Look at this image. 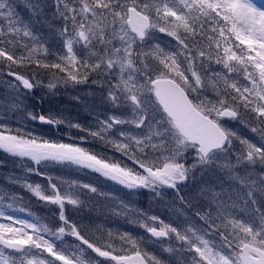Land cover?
<instances>
[{"label": "snow or ice", "instance_id": "snow-or-ice-1", "mask_svg": "<svg viewBox=\"0 0 264 264\" xmlns=\"http://www.w3.org/2000/svg\"><path fill=\"white\" fill-rule=\"evenodd\" d=\"M27 7L51 10L61 44L49 48L13 0H0V88L11 96L0 103V151L29 161L25 175L44 177L46 186L11 182L55 207L49 223L21 218L22 197L0 190V264H264V8L254 0H28ZM157 33L172 39L161 46ZM89 84L112 110L92 126L24 103ZM20 112L12 127L9 114ZM33 122L75 129L81 142L97 141L122 159L75 137L45 139L28 127ZM49 165L99 174L126 195L147 190L160 202L169 195L191 216L177 223L120 200L114 214L135 216L144 236H114L66 214V205L79 213L105 194L49 175ZM198 173L211 182H198L197 191L189 183Z\"/></svg>", "mask_w": 264, "mask_h": 264}, {"label": "rangeland", "instance_id": "rangeland-1", "mask_svg": "<svg viewBox=\"0 0 264 264\" xmlns=\"http://www.w3.org/2000/svg\"><path fill=\"white\" fill-rule=\"evenodd\" d=\"M28 0H13V4L15 5L16 11L18 12L19 16L25 21V23H29L32 27V30L36 33L37 36H39L43 41L44 38L40 35V33L37 31V28L34 25V18L33 15L30 13L33 12L29 7H27ZM255 3V2H254ZM257 4V3H256ZM258 7L264 8L263 6L257 4ZM22 12H27V14L23 15ZM30 21V22H28ZM157 36L159 39L157 41H164L165 38H167L166 34L164 33H157ZM46 43V42H45ZM69 89H73V87L68 88H61L58 92H56L55 97L51 95V98L55 99V104L53 111L52 110H46L48 113H53V115L59 114L60 116L72 120L73 122H79L80 119L84 120L88 124V126H92L95 124L97 118H103L105 115L111 114V109L109 105L105 104L104 101H102L100 98H102V94L100 90L97 87H93L92 90L86 87H79V90L81 92L74 93L71 92ZM37 95L42 99V96L45 98H48L47 94H41L37 93ZM11 100L10 93L0 88V103H7ZM27 104L28 110L30 111H36L35 105L33 102V99L30 98L29 100L24 102ZM44 105V109H45ZM67 108L66 111H64L61 108ZM107 107L108 109H106ZM69 112L71 114H69ZM23 116V113H15L9 114V121L11 123L12 127H16L18 123L21 121V117ZM39 126H42L39 122H33L32 124L28 125L31 130L36 134H42L43 131ZM58 127V126H57ZM66 127V126H65ZM68 129V128H67ZM49 132L43 137L45 139L50 140H61L59 136L55 134L54 137L49 138ZM68 134H76L75 129H69ZM1 152V151H0ZM0 156H5L4 158L16 160V164L20 167L17 171L14 170L13 173H4L0 175V190H11L12 192L16 193L20 197H22V201L20 202V207H25L26 204H28V201H34L38 203V206L35 207L34 210H31V212H36L38 214L44 215L45 219L43 218L42 221L45 223H49L51 216H52V210L55 206L51 207V205H45L44 202L40 201L39 198L35 197L32 193L27 191L26 189H22L21 187H18L14 185L11 182L12 177H18L21 178V180H27L28 183H39L43 186H46V180L44 177L38 176L35 173L25 175V169L30 166V162L27 160H20V159H14L9 157L7 154L3 153L0 154ZM45 171L48 172L49 175H52L56 178L60 179H76L83 181L84 183H92L94 186H96L102 193L105 194V196L96 197L94 199H90L88 202V206L84 208L83 211L76 213L74 212V208L71 205H66V214H72L73 216L78 215L79 217H87L83 222L88 223L89 221L92 222L93 227H99L101 231L105 230H111L113 232V235L115 236L117 233H123L126 230L129 229V231L134 230V236L136 237H143L144 231L143 229L139 228L136 224V217L132 215H116L114 214L115 211V204L119 203L120 200H123L126 204H131L132 207H134L137 211L138 205L140 204L138 201V197L136 194L140 193H134L132 195H126L125 191H120V186L116 185L115 183L111 181H105V179L99 174H92L87 170H78L75 168H63L58 165H49ZM243 174V173H241ZM96 175V176H95ZM202 180V176L198 173L196 175V178L194 181H190L189 187H192L193 185H196L199 181ZM207 181H209V178H207ZM211 181H209L210 183ZM225 188L228 191H231L230 188H228V183H225ZM147 191V190H142ZM217 191L219 189L217 188ZM146 193H149L148 191ZM151 194V193H150ZM167 208L169 209V213H164L161 210H157L155 206H151V210H147V212H150L151 214H160L161 216H167L169 220L175 221L177 223H183L184 220V214L188 216L185 210L178 208V206H175L170 202V204L167 201L162 202ZM25 205V206H24ZM91 212L92 216H88L87 213ZM27 212L23 213H17L21 218L30 219L31 217L26 214ZM43 217V216H42ZM51 225V224H50ZM137 234V235H135ZM67 237L64 238V240L67 243L68 242ZM147 248L150 251H156L159 248V245H154L151 240L147 242ZM159 254V253H158Z\"/></svg>", "mask_w": 264, "mask_h": 264}, {"label": "trees", "instance_id": "trees-1", "mask_svg": "<svg viewBox=\"0 0 264 264\" xmlns=\"http://www.w3.org/2000/svg\"><path fill=\"white\" fill-rule=\"evenodd\" d=\"M42 2L44 4H50L51 0H42ZM254 2L264 7V0H254ZM22 13H23V15L27 14V12H22ZM30 14L33 15L34 25L37 28V31L40 33V35L44 38L46 45L49 48H51L52 50H56L57 48H59L60 44H61V40H60V37L58 35V29L60 28V24L58 21H55L53 19L51 10L46 8L45 11L40 13V14H35L34 12H31ZM28 22H30V21H28ZM171 39H172L171 37H167V38H165L164 41L160 40L157 42H161V46H164V43L171 40ZM79 87H86V88H89L90 90H92L94 86L89 84V85H81ZM79 87H73V89H69V90L71 92L78 93V92H81L79 90ZM53 96L55 97V95H53ZM48 97H49V99L42 96V99H41L37 94L32 97L34 105H35V110L37 112H43L45 114H48V112L46 110H52L53 111V108L55 107L54 106L55 99L51 98L52 97L51 95H48ZM100 99L102 101H104L103 98H100ZM44 105H46L45 109H44ZM105 108L108 109L107 107H105ZM61 109H63L64 111L67 110V108H65V107H63ZM69 114H71V113L69 112ZM79 123H81L85 127H87L86 125L88 124L87 122H85L82 119L79 120ZM39 128H41V130L43 131V135H45L49 132V134H48L49 138L54 137L56 134L57 136H59V138H61L62 142L71 143V142H73V138L75 137L77 143H83V146L90 148L89 142L91 140L88 142H81L76 134H68L69 129H67V127H65V126H59V127L55 128V126L49 125V126H39ZM234 130H236L238 132V134H244L246 132L244 125H239V127L234 129ZM0 154H3V152L1 151ZM4 157L5 156H0V161L3 162V166H0V175L4 174L5 172L6 173H13L14 170L17 171L20 168L15 163L16 160L7 159ZM207 178H208L207 176H203L201 181H207ZM201 181H199V182H201ZM196 185H198V187H197V191H198L200 185L198 183ZM146 192L147 191H143V192L141 191L140 193L136 194V196L138 197L137 199L140 203L137 206L139 211L147 212V210H151V208H152L151 206L153 205L156 207L157 210H161L164 213H169V209L167 208V206H165L157 198L153 197L152 194H150V192L149 193H146ZM163 200L167 201L169 204L171 202L175 206H178V208L185 210L189 217L191 216V212L187 208H182L180 206L179 202L173 203V198L171 196L165 195L163 197ZM28 202L29 203L26 204V206L24 205L25 206L24 212H27V214L31 213L35 217L40 218L41 220L43 218L45 219L44 215H42V214L40 215V214L33 212V211L31 212V210H34L35 207L38 206V203H36L34 201H28ZM51 207H53V206H51ZM87 215L92 216V213L89 212V213H87ZM126 231L130 232L134 236V230L129 231V229H128ZM135 235H137V234H135ZM66 240L68 242H70V241L72 242L71 238L70 239L67 238Z\"/></svg>", "mask_w": 264, "mask_h": 264}, {"label": "flooded vegetation", "instance_id": "flooded-vegetation-1", "mask_svg": "<svg viewBox=\"0 0 264 264\" xmlns=\"http://www.w3.org/2000/svg\"><path fill=\"white\" fill-rule=\"evenodd\" d=\"M89 146L94 152H99L102 155H107L110 158L116 159L118 161L122 159L119 153H113L111 150L105 151L104 146L97 141H90Z\"/></svg>", "mask_w": 264, "mask_h": 264}, {"label": "water", "instance_id": "water-1", "mask_svg": "<svg viewBox=\"0 0 264 264\" xmlns=\"http://www.w3.org/2000/svg\"><path fill=\"white\" fill-rule=\"evenodd\" d=\"M44 126H47V125H44Z\"/></svg>", "mask_w": 264, "mask_h": 264}]
</instances>
